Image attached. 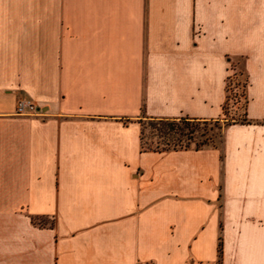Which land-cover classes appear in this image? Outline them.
<instances>
[{
    "label": "crops",
    "instance_id": "obj_1",
    "mask_svg": "<svg viewBox=\"0 0 264 264\" xmlns=\"http://www.w3.org/2000/svg\"><path fill=\"white\" fill-rule=\"evenodd\" d=\"M240 59L220 145L142 148ZM0 264H264V0H0Z\"/></svg>",
    "mask_w": 264,
    "mask_h": 264
},
{
    "label": "rangeland",
    "instance_id": "obj_2",
    "mask_svg": "<svg viewBox=\"0 0 264 264\" xmlns=\"http://www.w3.org/2000/svg\"><path fill=\"white\" fill-rule=\"evenodd\" d=\"M245 84L246 77L242 68V60L234 63V73L229 78L227 83V99L225 103V115L219 124L215 122L208 123L206 126L199 125L197 128V134L201 133L204 129L206 134L209 135L210 144L220 145L222 141V130L227 122L240 121L244 117L245 107ZM150 119H143V142L147 145H159L163 146L165 143L164 138L161 137L156 129L150 124ZM195 141L189 143L190 147L194 146ZM44 220V219H43ZM42 220V221H43ZM47 222H49L47 220Z\"/></svg>",
    "mask_w": 264,
    "mask_h": 264
},
{
    "label": "trees",
    "instance_id": "obj_3",
    "mask_svg": "<svg viewBox=\"0 0 264 264\" xmlns=\"http://www.w3.org/2000/svg\"><path fill=\"white\" fill-rule=\"evenodd\" d=\"M245 120V117L241 121ZM150 124L156 129L157 133L164 138V145L155 146L145 145L143 142V121L141 128L142 135V148L144 150H171V149H187L194 148L199 149L205 146H217L215 144H210V136L206 134L204 129L201 133L197 134V128L199 125L206 126L208 123L215 122L219 124L220 119L216 120H201L188 117L179 118H151ZM231 121V122H235ZM227 122L225 125L231 123ZM194 142V146L190 147L189 143Z\"/></svg>",
    "mask_w": 264,
    "mask_h": 264
},
{
    "label": "built area",
    "instance_id": "obj_4",
    "mask_svg": "<svg viewBox=\"0 0 264 264\" xmlns=\"http://www.w3.org/2000/svg\"><path fill=\"white\" fill-rule=\"evenodd\" d=\"M38 110V105L28 98L19 99L16 103V113L19 115L33 114Z\"/></svg>",
    "mask_w": 264,
    "mask_h": 264
}]
</instances>
